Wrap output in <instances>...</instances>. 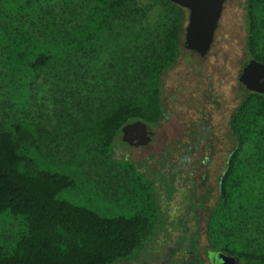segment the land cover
<instances>
[{
  "label": "trees",
  "instance_id": "1",
  "mask_svg": "<svg viewBox=\"0 0 264 264\" xmlns=\"http://www.w3.org/2000/svg\"><path fill=\"white\" fill-rule=\"evenodd\" d=\"M186 10L171 0H0V89L18 76L51 85L62 101L79 94L89 107L78 117L62 109L57 121L96 119L99 148L111 156L126 124L166 116L162 75L181 52ZM246 21L248 56L264 62V0H246ZM230 128L235 145L207 242L240 264H264V93H242ZM72 185L0 130V213L22 215L26 225L12 251L0 245V264H114L139 254L152 212L104 216L58 197Z\"/></svg>",
  "mask_w": 264,
  "mask_h": 264
},
{
  "label": "rangeland",
  "instance_id": "2",
  "mask_svg": "<svg viewBox=\"0 0 264 264\" xmlns=\"http://www.w3.org/2000/svg\"><path fill=\"white\" fill-rule=\"evenodd\" d=\"M246 22V0L226 1L215 40L206 57L200 58L182 45L177 61L162 75L163 101L173 118V125H167L168 130H164L169 134L162 136L163 151L175 148L169 157L167 155L170 162L174 164L178 160L184 151L183 145L189 142L179 135L187 125H197L204 119L206 124L213 126L212 132H218L217 137L202 144H210L211 158L209 167H201L199 172L210 171L204 187L200 185L201 176L196 173L200 185L195 193L197 198L211 196L206 201L208 210L200 208L206 219L218 198L219 177L226 158L235 145L230 118L242 96L239 74L246 57ZM102 72H107V68ZM9 79L12 83L0 89V130L9 131L20 153L31 157L37 166L73 179V185L62 190L58 197L108 217L132 216L144 209L152 212L153 228L139 255L149 259L165 251L178 228L181 206L187 201L183 191L189 188L188 174L181 169L176 179L166 175V179L160 180L165 159L162 150L151 155L135 153L125 160L130 153L121 132L114 146L124 151L115 150L111 156L104 155L98 145L96 119L57 121L62 109L78 117L89 107L79 94L62 101L61 93L47 83L32 86L25 81L28 78L22 80L12 76ZM170 134L179 138L176 136L167 142ZM161 181L165 184L172 181L176 187L170 191L172 195L162 188ZM206 219L202 221V237L207 241ZM25 229L22 215L10 211L0 213V245L7 250H13Z\"/></svg>",
  "mask_w": 264,
  "mask_h": 264
},
{
  "label": "flooded vegetation",
  "instance_id": "3",
  "mask_svg": "<svg viewBox=\"0 0 264 264\" xmlns=\"http://www.w3.org/2000/svg\"><path fill=\"white\" fill-rule=\"evenodd\" d=\"M186 11L188 13V22L189 10L187 9ZM185 31L183 35V41L185 40ZM190 51L200 58L206 57H202L192 50ZM245 56V60L249 58L246 49ZM164 110L166 112V116H163L160 121L155 124L146 123L147 128H142L138 125H132L127 127L125 132H123L122 128V137L126 133L127 138L130 139L129 141L124 140L128 145L127 149H129L130 153L127 154L126 159H129L128 157L135 153H139L142 155L145 153L151 155L153 152H157V150H162V154L165 159L163 168L159 173L160 180H162L163 178L166 179V175H170L172 180L176 179L178 170L181 169L186 172L188 174L187 185L190 189L186 187L184 188L185 190L183 192L187 195V201L181 206L180 213H178V228L173 234V240L171 241V243L167 244V247H165L166 250L163 249L165 251L157 254L156 256L152 255L149 259L145 258L146 256H141L138 254L129 259L118 261L114 264H212V254L217 252L215 250H212L208 242L202 237V233L204 231L202 221L206 219V217L202 214L200 208L208 210L206 201L209 200L211 196L206 194L200 198H197V195L195 193L198 189V186L201 185L202 187H204L206 185V179H208L210 175V171L208 169L199 174L200 170L202 169L201 167L208 168L211 164L210 153H208L210 151V144H202L204 141H209L212 138L217 137L218 132H212L213 126L211 124H206L204 122V119H201L197 125H187L186 129L183 130L179 135L185 136V138H187L189 142L183 145L184 151L181 152L180 157L173 164L170 162L168 157L172 154L175 148L172 147L168 148L166 151H163L164 147L162 146V136L169 134L167 133V131L164 132V130H168L167 125H173L171 123L173 119L172 113L167 110L166 102L164 103ZM137 121L139 120H133L130 123ZM176 136L177 135L170 134V136H168L169 138H167V142H169V140L176 139ZM117 150L124 151V149ZM197 172V175L201 176L202 183H200V185L197 181ZM161 185L162 188L165 189V191L169 190V193L176 188L175 185L172 184V181L171 183L167 184H165L164 181H161ZM218 190L219 185L217 189V195ZM169 193H167V195ZM170 195H172V193H170ZM201 259L202 262L199 263ZM195 261L197 263H195Z\"/></svg>",
  "mask_w": 264,
  "mask_h": 264
},
{
  "label": "water",
  "instance_id": "4",
  "mask_svg": "<svg viewBox=\"0 0 264 264\" xmlns=\"http://www.w3.org/2000/svg\"><path fill=\"white\" fill-rule=\"evenodd\" d=\"M174 3L189 10V18L186 25L184 47L198 53L202 57L209 52L215 37L216 29L225 6L226 0H171ZM242 84L241 92L248 90L264 93V62L255 58L244 61L239 74ZM138 125L147 128L142 121L128 123L123 127ZM124 140L129 141L126 133ZM212 264H240L239 258L222 252L212 254Z\"/></svg>",
  "mask_w": 264,
  "mask_h": 264
}]
</instances>
